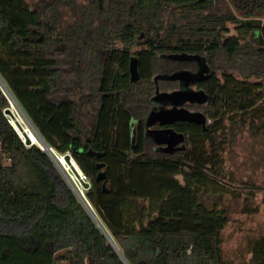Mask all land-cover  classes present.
Returning <instances> with one entry per match:
<instances>
[{"label": "trees", "instance_id": "1", "mask_svg": "<svg viewBox=\"0 0 264 264\" xmlns=\"http://www.w3.org/2000/svg\"><path fill=\"white\" fill-rule=\"evenodd\" d=\"M262 18L264 0H0V135H8L0 186L9 193L0 191V264H233L221 248L229 213L212 198L226 195L217 180L226 179L219 142L228 130L264 132ZM176 54L199 55L208 67L195 84L207 101L187 105L206 123L155 124L183 135L166 152L145 122L156 90L178 87L157 77L193 67L168 59ZM6 94L86 176V199L115 247L96 224L46 228L72 191L7 123ZM251 253L248 264H264V239Z\"/></svg>", "mask_w": 264, "mask_h": 264}, {"label": "rangeland", "instance_id": "2", "mask_svg": "<svg viewBox=\"0 0 264 264\" xmlns=\"http://www.w3.org/2000/svg\"><path fill=\"white\" fill-rule=\"evenodd\" d=\"M261 22L264 24V18L261 19ZM228 28L230 35H236L233 24H228ZM159 91L161 90L159 89ZM152 102L154 104L157 102L154 97ZM17 110L16 113L12 109L11 113L17 118L18 128L24 134L28 123L21 111ZM190 111L194 112L195 110L191 109ZM226 139V143L219 142L221 166L226 174V179L217 180L220 191H226V195L212 199L218 204L221 203L229 213V222L222 231L221 248L224 259L233 264H248L252 260L253 243L264 239V132L257 138H253L246 129L228 130ZM7 144L8 135L1 134L0 152L2 154H5ZM55 154V156H61ZM0 160L2 159L0 158ZM53 163L70 187L72 195L70 206L66 211H51L48 214L46 228L51 223H55L61 229H81L80 231L85 232L89 225L104 226L91 204L90 208L87 203H83L75 191V189L81 190L82 188L80 178L76 175L77 178L74 177L71 172L74 180L67 178L60 169L57 159ZM2 165L8 166L9 161L4 160ZM70 168L72 169L71 166ZM74 185L77 187H73ZM83 192L85 195V191ZM20 202H23L22 199ZM84 222L87 226L82 229ZM43 224L41 226H44Z\"/></svg>", "mask_w": 264, "mask_h": 264}, {"label": "water", "instance_id": "3", "mask_svg": "<svg viewBox=\"0 0 264 264\" xmlns=\"http://www.w3.org/2000/svg\"><path fill=\"white\" fill-rule=\"evenodd\" d=\"M168 59L181 61V62L184 61L197 62L199 64V69L196 72L191 70H180L172 74L160 75L156 79V82L158 80L175 81L178 83V89L171 92H161L158 89L156 90L154 100H156L157 102L155 104L153 102L152 103L154 105L161 104L162 106L159 108L152 109L150 111L145 122V127L147 128L148 136L152 137L153 141L156 144L163 145L165 147L166 152H172L176 149L177 146L182 144L183 135L175 132L172 128H161L158 130H152L150 128L153 127L155 124L164 126L179 121H187L190 123L205 125L206 118L201 112L198 111L192 112L188 110L185 106L189 104L203 105L207 101L208 99L207 95L202 90L192 89V86L197 82H200L208 77V67L204 59L199 55L176 54V55H169ZM130 73L133 80L138 79L135 59H133L131 62ZM21 112L23 113L22 110ZM23 115L26 117L24 113ZM26 119L28 120L27 117ZM28 122L30 123L29 120ZM31 126L35 130V133L38 136L39 140L43 143V144L38 143L37 146L43 152H45L48 155V157L54 162L56 157L55 154L53 153V150L43 141V139L40 137V135L38 134V132L36 131V129L33 127L32 124ZM134 129L135 127L134 125H132L131 126L132 136L134 134ZM25 144L31 145L32 141L26 138ZM47 150H49L50 153H48ZM71 159L72 158L69 155H65L63 157V160L65 162L70 163ZM97 166L98 169L100 170V172L97 175V181H102L103 190L107 191L106 189L107 175L104 170L105 166L102 163L98 164ZM82 184L85 189L89 188L88 183L82 182ZM96 225L103 232L106 238H108L110 244L113 247H115L114 243L111 241L110 237L108 236V233L106 232V230H104L103 226H100L98 224ZM115 250L118 252V249Z\"/></svg>", "mask_w": 264, "mask_h": 264}, {"label": "built area", "instance_id": "4", "mask_svg": "<svg viewBox=\"0 0 264 264\" xmlns=\"http://www.w3.org/2000/svg\"><path fill=\"white\" fill-rule=\"evenodd\" d=\"M6 97L8 98V100H9V107L4 111V116H5V118H6V121H7V123L17 132V134L19 135V137L21 138V140L23 141V143H25V137H24V134H22V132L19 130V128H18V125H17V118L15 117V116H13L12 115V113H11V110L13 109L16 113H17V109H19V111H21L20 110V108L18 107V105H17V103L14 101V99L9 95V94H6ZM32 144H33V142H32ZM53 153H54V151H53ZM55 154V153H54ZM56 155V154H55ZM65 155H62V156H55L56 157V159H57V161L59 162V165H60V169H62V172L64 173V175L67 177V178H71L72 176H71V173H73V176L74 177H76L75 176V173L71 170V168H70V164H74L76 167H78L77 165H76V163H74L73 161L74 160H72L71 159V162L69 163V162H65L64 160H63V157H64ZM4 160H7V161H9L8 159H5V157H4ZM60 161H63L64 162V164L63 165H61V162ZM66 166V167H65ZM72 167V166H71ZM79 169V168H78ZM79 171H80V169H79ZM71 172V173H70ZM79 178H80V184H81V186H82V188H81V190H77V189H75V191L79 194V197H80V199H81V201L83 200V203H87V205L91 208V206H90V203H88V200L86 199V195H84V192L83 191H87V189H85L84 188V186H83V184H82V182H84V183H88V179L86 178V176L80 171V175L78 176ZM77 178V177H76ZM71 179H73V177L71 178ZM74 180V179H73ZM73 187H77V185L75 186H73Z\"/></svg>", "mask_w": 264, "mask_h": 264}, {"label": "bare ground", "instance_id": "5", "mask_svg": "<svg viewBox=\"0 0 264 264\" xmlns=\"http://www.w3.org/2000/svg\"><path fill=\"white\" fill-rule=\"evenodd\" d=\"M22 113V112H21ZM22 115H23V113H22ZM24 116V115H23ZM24 118H26V117H24ZM26 122L28 123V125L26 126V131H25V133H24V137L25 138H28L29 140H31L34 144H38V143H41V144H43L40 140H39V138H38V136L37 135H35L36 133H34L35 132V130L32 128V126H31V124L28 122V120L26 119ZM37 139H38V142H37ZM43 147H45V146H43ZM47 152L48 153H50L49 152V150H47ZM61 162V165H63L64 164V162L63 161H60ZM59 163V162H58ZM71 166H72V169H73V171L75 172V175L76 176H79L80 175V171H79V169L72 163V164H70ZM66 167V166H65ZM71 169V170H72ZM72 178V177H71ZM74 179V178H73ZM99 225V224H98Z\"/></svg>", "mask_w": 264, "mask_h": 264}, {"label": "flooded vegetation", "instance_id": "6", "mask_svg": "<svg viewBox=\"0 0 264 264\" xmlns=\"http://www.w3.org/2000/svg\"><path fill=\"white\" fill-rule=\"evenodd\" d=\"M192 68H188V69H181V70H191V71H194V72H196V71H198V69H199V64L197 63V62H194V63H192ZM177 89H178V87H177ZM192 89H196V87H195V84L192 86ZM196 90H198V89H196ZM162 105L161 104H157V105H155L154 106V109L155 108H159V107H161ZM167 107H169V106H167ZM186 108H187V105L185 106ZM150 129H152V130H158V129H161V128H150Z\"/></svg>", "mask_w": 264, "mask_h": 264}, {"label": "crops", "instance_id": "7", "mask_svg": "<svg viewBox=\"0 0 264 264\" xmlns=\"http://www.w3.org/2000/svg\"><path fill=\"white\" fill-rule=\"evenodd\" d=\"M3 167H5V166H3ZM0 191L5 195V193H6V196L9 194L8 193V189H6V186L4 187V185H1L0 186Z\"/></svg>", "mask_w": 264, "mask_h": 264}]
</instances>
